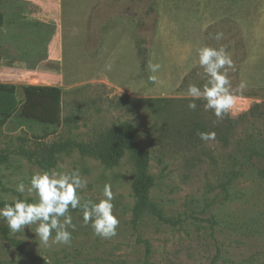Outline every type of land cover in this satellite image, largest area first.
<instances>
[{"label": "rangeland", "instance_id": "374dc122", "mask_svg": "<svg viewBox=\"0 0 264 264\" xmlns=\"http://www.w3.org/2000/svg\"><path fill=\"white\" fill-rule=\"evenodd\" d=\"M0 12V208L35 202L16 185L48 170L15 151L46 129L47 142H86L133 124L153 179L137 220L130 155L59 152L52 169L87 180L82 202L111 186L117 235H94L70 208L71 244L45 246L35 225L12 233L0 219V264H264V0H0ZM203 46L225 47L232 88L245 85L222 119L187 107L188 85L206 83Z\"/></svg>", "mask_w": 264, "mask_h": 264}, {"label": "clouds", "instance_id": "9594fccd", "mask_svg": "<svg viewBox=\"0 0 264 264\" xmlns=\"http://www.w3.org/2000/svg\"><path fill=\"white\" fill-rule=\"evenodd\" d=\"M223 38L222 32H217L214 39ZM198 63L206 76V83L202 87L189 84L185 95L190 99L187 107L195 111L196 101H203L206 111H212L222 119L230 110L236 107L238 96L245 85L233 89L228 78V69L232 67V60L225 47L218 49L203 46L197 49ZM161 68L159 63H148L151 73H157ZM156 80V76L150 77ZM199 138L204 141H214L215 132H199ZM87 186V180L80 175L79 170L37 171L26 186L22 181L16 185L18 193L34 194L36 200L29 203L25 199L13 198L11 204L0 208V219H3L12 233L24 231L25 227L35 225V236L40 243L49 246V242L56 245L68 246L72 241L69 228L75 229L69 209H79L83 215L85 225L91 226L94 235L102 239H111L117 235L119 220L113 215V194L111 186L105 184L104 198L98 202L89 199L84 202L78 194ZM55 233V235H53Z\"/></svg>", "mask_w": 264, "mask_h": 264}, {"label": "trees", "instance_id": "16d2710c", "mask_svg": "<svg viewBox=\"0 0 264 264\" xmlns=\"http://www.w3.org/2000/svg\"><path fill=\"white\" fill-rule=\"evenodd\" d=\"M4 25V15L0 12V27ZM69 119H64V126L69 127ZM54 131L53 133H56ZM46 129L41 137L35 138L32 149H22L15 153L22 155L29 162L43 170H50L57 165V154L67 150H77L81 154L91 156L104 162L124 159L130 155L136 171L134 191L137 198L135 219H139L149 204V191L153 179L149 174L150 154L138 141V129L130 123L118 126L99 133L94 139L86 142H76L71 139L47 142L49 135L53 134ZM8 154L0 155L6 159Z\"/></svg>", "mask_w": 264, "mask_h": 264}]
</instances>
